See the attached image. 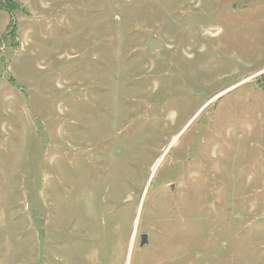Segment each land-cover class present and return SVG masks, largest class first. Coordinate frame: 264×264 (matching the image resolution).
Returning a JSON list of instances; mask_svg holds the SVG:
<instances>
[{"label": "rangeland", "instance_id": "rangeland-1", "mask_svg": "<svg viewBox=\"0 0 264 264\" xmlns=\"http://www.w3.org/2000/svg\"><path fill=\"white\" fill-rule=\"evenodd\" d=\"M0 264H264V0H0Z\"/></svg>", "mask_w": 264, "mask_h": 264}, {"label": "water", "instance_id": "water-1", "mask_svg": "<svg viewBox=\"0 0 264 264\" xmlns=\"http://www.w3.org/2000/svg\"><path fill=\"white\" fill-rule=\"evenodd\" d=\"M221 9H224V10H227V11H231L232 7H231V5H224V6L221 7ZM160 48H161V45H160L159 41L156 38H154L152 40L150 46H149V50L156 51V50H158ZM135 231H136V225H135V229H134V232H133V237H134ZM145 243H147V235L146 234H142L140 236V246H143Z\"/></svg>", "mask_w": 264, "mask_h": 264}, {"label": "bare ground", "instance_id": "bare-ground-1", "mask_svg": "<svg viewBox=\"0 0 264 264\" xmlns=\"http://www.w3.org/2000/svg\"><path fill=\"white\" fill-rule=\"evenodd\" d=\"M135 225L137 226V224L135 223ZM133 238L134 237H132V242L130 243L131 245H130V251H131V247H132V243H133ZM130 255V254H129Z\"/></svg>", "mask_w": 264, "mask_h": 264}]
</instances>
